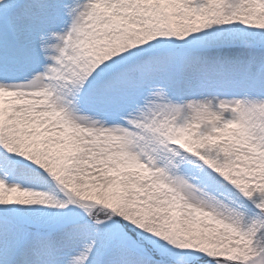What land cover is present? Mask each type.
Instances as JSON below:
<instances>
[{"label": "snow or ice", "instance_id": "obj_1", "mask_svg": "<svg viewBox=\"0 0 264 264\" xmlns=\"http://www.w3.org/2000/svg\"><path fill=\"white\" fill-rule=\"evenodd\" d=\"M0 264H264V0H0Z\"/></svg>", "mask_w": 264, "mask_h": 264}]
</instances>
